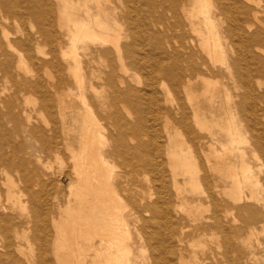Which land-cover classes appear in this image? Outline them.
Here are the masks:
<instances>
[{
	"label": "bare ground",
	"instance_id": "6f19581e",
	"mask_svg": "<svg viewBox=\"0 0 264 264\" xmlns=\"http://www.w3.org/2000/svg\"><path fill=\"white\" fill-rule=\"evenodd\" d=\"M91 1L97 8H101L105 0ZM127 2L130 10L128 20L132 21L133 12V21L137 24L142 23L138 25L141 26L142 31L137 33L135 25H126L125 32L128 31L134 38L140 34L147 43V50L138 56L135 42L125 46L130 64L135 67L138 61L147 63V69H141L147 75L146 88L149 89L144 92L150 91L155 113L164 114L166 120L164 122L167 125L172 122L176 132L182 131L189 139L196 141L199 154L203 158L201 160L199 154L197 156L186 153L182 148V141H178V134L175 133L177 137L172 138L169 147L165 150L167 157L171 158L170 182L178 196L177 178L187 177V182L199 192H197L198 197L193 201L198 207V212L209 211L210 214L203 217L200 213L194 214L191 209L184 211L183 205L187 203L184 197L180 204L176 206L171 204L168 192L164 190L165 164L161 160L162 148L158 147L155 130H151L149 135L146 128L131 127L121 120L116 122L114 115V127L120 130V134L116 137V133H110L108 137H103L93 117L84 111L87 114V124L85 126L83 124L82 127L81 142L78 141L80 146H77L80 147L79 151L71 148L66 139L62 141V145L71 154L72 172L77 178L74 191L78 206L67 209V219L53 225L54 246L58 249L65 243L74 242L80 251L83 243L87 248H91L92 240L100 237L98 239L100 248L94 251L96 257L108 264H133L131 251L126 244L130 238H125L129 234L127 230L125 231L127 225L124 226L125 223L123 224L121 218V215L124 216L122 211L126 208L121 210L125 204L122 202L124 205L121 206L122 200L118 193L123 191L133 208L130 216L137 238L133 245L138 246L143 253L146 252L141 256V264H264V239H257L259 229L264 230V168H259L258 172H255L247 165L246 153L238 145L248 142L239 127L235 125L234 113H232L239 110L247 112L252 117L258 113L264 117V0H128ZM48 6L49 0H0V105L6 103L7 84H4V81L9 79L15 85V79L19 78L16 89L24 93L44 92L45 85L50 90L60 85L63 73L56 53L59 42L55 31L54 33L51 31L55 25L54 12L50 7L49 11ZM23 10L32 25L38 26V34L44 44L46 46L51 44V51L48 50L50 52L46 55L51 57V62L56 67L59 74L58 81L41 83L38 80L40 73L38 74L37 71L39 63L34 54L35 50L31 49L30 41H21L16 34L12 40L6 32V23L11 20L19 22L23 19ZM82 11L85 14L82 21L71 18V14L66 9L58 13V25L65 23L72 26V29L68 30L71 35L67 48L65 50L59 48L60 58L72 62L67 71L82 87L80 58L77 51L81 50L86 55L94 54L100 58L110 56L114 62L117 60L118 66L117 69L116 63L110 66L111 71L105 77V85L114 90L115 103L116 98L124 101L135 100L118 90V85H124V92L132 91L125 80L116 78V70L124 74L127 71L120 57L121 48L117 43L122 37L121 25L108 26L110 24L107 19L102 20L100 14H90L87 0L83 4ZM39 12L42 15H39ZM159 27L163 28V32ZM88 44H100L102 47H91ZM107 46L110 49H103ZM24 76H29V79L24 80ZM158 86L164 91V104L173 105V111L166 105L160 104L157 95ZM198 88H204V94L211 95L210 103H213L214 95L218 90H222L226 106L231 108L227 112L230 116L223 129L225 140L221 143L222 153L218 152L216 143L213 142L215 133L212 128L215 125L209 124L207 117L200 111L198 98L195 96ZM233 90L240 93L234 95ZM116 92L120 93L117 97ZM83 100L86 101L85 98ZM258 105H261V108H258ZM174 110L177 117L172 121L171 115ZM191 122L197 132L211 137V140H206L207 153ZM166 131L169 138L170 129L167 127ZM125 133L133 134L134 145L127 142ZM144 135L150 136L153 153L148 150L149 144L141 139ZM5 141L4 129L0 123V145ZM255 149L260 151L264 163V137L255 139L252 152H255ZM234 154H237L238 165L230 164L229 157ZM116 156L123 160V166L129 170L124 172L122 178L118 175L113 176L114 166L111 164L112 167H109L106 160L107 157L116 158ZM22 167V163L17 162L15 156L0 151V176L10 178L16 173L19 176L13 180V186L22 183L27 196L32 197L31 188L34 181L22 174L27 170H23L25 168ZM144 172L151 175L150 183L154 186L158 184L159 192L154 201H152L153 194L134 195L123 188L134 173L138 175ZM227 180L228 184H226ZM87 182H92V185L88 186ZM6 185L9 187L12 184L8 181L4 186ZM10 190L8 188V192L5 188L6 197L10 195ZM178 206H181L180 211L191 217V222L194 223L191 230L183 222L184 217H174V214L179 213ZM15 210L14 204L0 201V264H23L20 259L23 249L19 247L18 242L23 239L21 238L23 233L26 234L29 229L27 232L22 230L19 217L11 215ZM120 210L123 213L121 215ZM243 213L248 214L251 223L234 228L233 223L241 221ZM208 235L210 241L216 245L214 250L205 249L203 238ZM122 238L124 240H121ZM191 240H197L198 247L202 249L200 255L193 254L187 257L186 244ZM24 242H26L25 238ZM36 243L38 244V241ZM38 250L40 251L39 248ZM46 259L44 260L48 261Z\"/></svg>",
	"mask_w": 264,
	"mask_h": 264
},
{
	"label": "rangeland",
	"instance_id": "374dc122",
	"mask_svg": "<svg viewBox=\"0 0 264 264\" xmlns=\"http://www.w3.org/2000/svg\"><path fill=\"white\" fill-rule=\"evenodd\" d=\"M85 1L86 0H49V6L47 9L49 10L50 7L54 12L55 22V25H53L51 31L53 33L55 31L56 35L58 36L59 42V45H57L56 53L57 60L62 67L63 73V78L61 77L60 85L56 86V88L54 89L52 88L51 90L46 88L45 85L44 92L40 91L38 92V94L30 91L25 93L18 91L16 89V86L19 82V78L15 79V85L14 82L10 81L11 79H9V81H4V84H7V98L6 103L0 105V123L2 124V127L4 129L6 141L1 142L0 151H3L4 154H7L9 156H15L17 162L22 163L23 167L25 168L23 169L22 167V169H27L22 174L30 177V179L34 181V185L31 188L33 196L29 197L25 193L22 183H18L17 185L13 186V180L16 179L19 175L13 173L10 178H4V176H0V201L4 203L14 204L16 210L15 212H11V215H16L17 217H19L20 221L22 222L21 228L24 232H27L29 229L26 234L23 233V237H21L23 239L18 242L19 247L23 249L21 250L22 254L20 256L23 264H26V262L27 264H108L104 260H100L98 257H96L94 253L96 249L99 250L100 248V240H98L100 239V237H95L92 240L93 243L90 244L91 248H87V245L83 243L80 251L79 249H77L74 242L71 244L65 243L63 247L61 246V248L59 246L61 250L59 248L57 249L54 246L55 230L53 225L56 223H61L62 221L67 219V209H74L78 206V201L75 197L74 191L77 178L74 172H72L73 165L70 158L71 154L69 151L68 153L66 148L62 145V141L66 139V142L71 146V148H73L77 152L79 151L78 149L80 147H77L80 146L78 141L80 140L81 142L83 129L82 127L83 124L84 126L87 124L86 117L88 113L91 115V117H93L92 119L99 126V130L101 131H99V133L103 137H108L110 133H116V137L120 134V130L117 127H114V115L116 116V122L121 120L131 127L136 126L138 128H146L149 131V135L151 130H155L154 133L156 132L155 134L158 136V147L162 148L161 160L165 164L164 170L166 183L164 184V190L168 192V197L171 201V204H173V206L180 204V202H182V197H184V200L187 199V203L183 205L184 211L186 209H191L194 214L200 213V215L202 214L203 217H207L210 214L209 211H206L207 213L202 210L198 212V207L193 201L198 197L199 192L195 190L193 186H191L192 184H189L187 182V177L177 178V189L179 190L178 196H176L175 188L172 187V184L170 182L171 158L167 157V155L165 154V150L169 147L168 144L172 141V138L177 137L175 136V133L178 134V141H182L181 145L183 146V150L189 155L192 154L198 156L199 148L197 142L189 139L182 131L176 132L174 130V125H172V122L167 125V123L164 122L166 121L164 119V114L155 113L151 104L150 91L144 92L149 89L146 88L147 75L141 69H147V63L144 61H138L135 67L130 64V61L126 54L125 46L133 44L135 42V44H137V47L135 48L137 53L136 55L138 56L141 55L142 52L147 50V43L143 40L140 34H138L137 37L134 38L129 35L128 31L125 32L124 28H126V25H135V27H137L135 29L137 33L142 31V29L140 28L141 26H138L140 24L142 25V23L138 22L137 24L135 21H133V12L131 13V16L133 18L132 21L128 20V16L130 15V10L127 6L128 0H105L102 2L101 8H97L93 1L87 0V6L90 14H100L102 20L107 19L108 23L110 24L108 26L116 27L115 25H121L122 37L117 43L121 48L120 57L127 71L126 74H124L116 70V78L125 80L132 91H130L129 93L124 92V85H118V90L121 91V94H125L129 98H135V100L124 101L116 98L115 103L113 97L114 90L108 88L105 85V77L111 71L110 66L112 64L114 65V63H116V69L118 66L117 60L116 62H114L113 58L110 56H101L100 58L94 54L86 55L81 50L77 51L80 58V75L83 81L82 87L80 86L79 82H77L73 78V75L67 71L68 67L72 65V62L70 60L68 61L60 58L59 48H63L64 50L67 48L69 44V37L71 35L68 30L72 29V26L65 23L63 25H58V13L66 9V11L71 14V18L76 21H82L84 20L85 16L84 12L82 11ZM39 15H42V13L39 12ZM159 28V30L163 32V28ZM5 29L11 39L15 38L16 34L21 41H30L31 49L33 51L35 50L34 54L39 63L37 71L38 74L40 73L38 80L41 83H48L52 81L54 82V80L58 81L59 74L56 71V67L55 65H53L54 63L51 62V57L46 55L51 51V44L47 46L44 44L42 37H40L38 34V26L32 25L30 20L25 15L24 10L23 19H21L19 22L15 20L8 21L5 25ZM90 46L102 47V45L100 44ZM103 49H110V47H103ZM43 62H45L46 64H44ZM44 67H46V69ZM43 69L45 70V72ZM23 79L27 80L29 79V76H24ZM163 93L164 91L160 88V86H158L157 95L161 105L164 104ZM236 93H240V91L233 90L232 94L236 95ZM119 94V92H116V97ZM222 94L223 91L218 90V92L214 95L213 103H210L209 99L211 95H205L204 88H198V90L195 92V96L198 98V105L200 107L201 113L207 117L206 119H208L207 121L210 122L209 124L215 125L212 128V131L215 133V140L213 142L216 143L215 146L220 153H222L221 143H223L225 140V133L223 129L226 127L227 119L230 116L229 114H227V112L231 110L230 107L226 106V102ZM84 98L86 100V104H83L85 103L83 102ZM59 104H61L62 106ZM82 104L84 106H82ZM164 105H166L167 107H169V109H171V111H173V105L169 106L167 103H165ZM258 108H261V105H258ZM84 111L88 113L86 114ZM187 111L189 112V110ZM232 113H234L233 120L235 125L239 127L248 142L247 144L242 143L238 146L246 153L247 165L253 171L258 172L259 168H264V163L260 157V151L255 149V152H252V149L255 139L260 136L264 137V117L260 116L259 113L258 115L252 117V115H248L247 112L239 110H236L235 112L233 111ZM175 117L177 116L175 115L174 110L173 114L171 115L172 121L173 119H175ZM11 120L13 122H11ZM191 125L193 130L196 131V134H198L201 138V143L204 144V151L207 153L208 148L206 145V140H211V137L205 133L197 132V129L194 128L192 122ZM167 127L168 129H170L169 138L166 131ZM122 130L123 129H121V131ZM124 135L127 142L131 145H134L135 141L133 139V134L125 133ZM254 136L257 137L254 138ZM141 139L149 144L148 150L150 149V152L153 153L150 136L148 137V135H144L143 137H141ZM52 141L55 144H53ZM200 145L202 146V144ZM155 150L156 148L154 149V151ZM59 155L61 157V161ZM199 157L201 160L203 159L201 154H199ZM236 157L237 154L229 157L231 165H238ZM106 160L109 164V167H112L111 164L114 166L112 167V170L114 168L115 171L112 172V174L114 173L113 176L118 175L122 178L124 172H129L128 168H125L123 166V160H121L117 156L116 158L107 157ZM208 173L210 174V172ZM151 180L152 177L148 172H144L142 174L138 173V175L137 173H134L132 177L128 178V183L127 185L124 184L123 188L134 195H138L141 193H143L145 196L147 195V193L153 194L152 201H154L157 198V192H159V188L157 187L158 184L154 186L152 183H150ZM8 181L12 185H9V187L8 185H6L7 187L4 186L5 184H8ZM121 181L123 180L121 179ZM70 183L72 185H70ZM228 183L229 181L226 184ZM87 185L91 186L92 182H87ZM11 186L16 189L11 188ZM5 188L7 191L8 188L11 189L10 195H14H11L12 197L10 195H8L9 197H6L7 192L5 193ZM118 194L119 196H121V206L125 204L124 207L121 208V210L126 208L124 211H122L124 214L120 210V215H124H121V218L124 221L123 224L125 223L124 226L127 225L126 228L124 227L125 231L127 230L129 233L125 238H130V241L127 240L128 243L126 242V244L131 251V262L133 264H141V256L145 255L146 252L143 253L138 246L136 247L135 245H133L134 241L137 238L136 232L133 227L132 218L130 216L133 212L132 204L128 200V196H126L123 191H120ZM17 197L19 200L17 199ZM15 201L17 203H15ZM131 201L133 202V200ZM20 205H22L23 208ZM34 206L38 207L35 209ZM180 207L181 206H178V210ZM18 208L22 209L18 210ZM22 210H24V212ZM174 217H184L183 222L190 227L189 230H191L194 226V223L191 222V217H188L180 210L178 214H174ZM24 219L27 222H25ZM250 220L251 219L249 218L248 214L243 213L241 221L233 223V227L237 228V226L239 225H249L251 223ZM45 223L47 224L45 225ZM34 237L36 238L34 239ZM208 237L209 235L203 238L205 249L214 250L216 248V245L213 244ZM24 238L25 241L29 243L24 242ZM257 239H264V230H262V228L259 229ZM104 240H106V237H104ZM121 240L124 239L122 238ZM37 241L38 244L36 243ZM80 242L81 241H79V243ZM36 245H38V247ZM38 248L40 249V251L38 250ZM139 249L142 252L141 255V252L139 253ZM82 250L83 252H81ZM201 251L202 249L201 247H198L197 240H191L186 244L187 257H190L193 254L200 255ZM44 259L48 261H45Z\"/></svg>",
	"mask_w": 264,
	"mask_h": 264
}]
</instances>
